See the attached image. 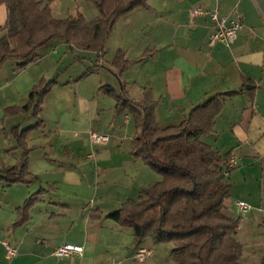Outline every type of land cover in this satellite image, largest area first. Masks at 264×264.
<instances>
[{
	"label": "crops",
	"instance_id": "crops-1",
	"mask_svg": "<svg viewBox=\"0 0 264 264\" xmlns=\"http://www.w3.org/2000/svg\"><path fill=\"white\" fill-rule=\"evenodd\" d=\"M43 1L55 18L82 14L91 21L98 16L97 8L86 0ZM147 3L149 8H136L115 22L99 62L95 63V52H70L56 39L25 68L15 60L0 66V169L16 165L23 156L11 130L35 124L25 114L5 115V109L25 105L41 79H56L38 113L43 126L25 137L30 149L28 171L37 180L10 186L0 182V264H151L154 260L159 245L148 247L150 238L134 245L132 229L107 218L162 179L132 155L136 144L132 115L127 110L116 114L115 100L100 91L103 85L119 90V80L111 71L117 51L128 61H137L120 74L126 94L136 102H154L161 127L180 124L193 107L221 94L213 131L201 141L220 155L236 158L226 177L231 184L227 211L240 215L237 201L264 208V0ZM197 6L205 12L218 10L229 21L235 13L241 15L243 27L230 46L209 44L212 23L206 13L192 15ZM6 14L1 4L0 27ZM87 69L91 71L81 77ZM91 132L105 134L107 140L91 143ZM39 189L46 190L30 208L28 220L13 227L17 209ZM244 224L257 236L263 235L264 213L257 209L245 213L237 236ZM1 242L9 243L16 254L7 258ZM242 243V260L248 262V251L255 252ZM67 244L80 245L83 252L56 257L55 249ZM141 248L151 254L139 262L136 252ZM263 250L257 252V261Z\"/></svg>",
	"mask_w": 264,
	"mask_h": 264
},
{
	"label": "trees",
	"instance_id": "trees-1",
	"mask_svg": "<svg viewBox=\"0 0 264 264\" xmlns=\"http://www.w3.org/2000/svg\"><path fill=\"white\" fill-rule=\"evenodd\" d=\"M98 11L88 21L82 14L55 18L43 0H0L6 7V21L0 31V66L9 60L25 68L39 55V51L53 40H62L67 50L96 53V62L103 59L106 38L115 22L136 8H149L147 0H86ZM133 62L117 51L112 66L118 78L119 90L109 85L100 91L115 100V113L127 110L136 128L132 155L161 176V181L140 191L137 200H126L119 209L107 215L121 226L133 231V244L145 238L154 244L170 243L174 264H245L244 245L237 237L240 215L227 211L226 200L231 184L225 175L229 153L220 155L201 137L213 131L214 120L221 111V94L213 95L196 105L180 124L161 127L156 122L154 102H136L126 94L120 74ZM87 69L81 76L87 75ZM56 79H41L29 93L25 105L10 106L5 115L25 114L35 119L31 127L11 130L23 156L13 166L2 165L0 182L5 186L29 184L37 180L29 173L25 137L30 130L43 126L38 117L45 96ZM1 163V161H0ZM49 188V187H48ZM47 188V189H48ZM46 189H39L17 209L13 227L21 226L29 218L30 208ZM260 212V211H259ZM257 264H264V250Z\"/></svg>",
	"mask_w": 264,
	"mask_h": 264
},
{
	"label": "built area",
	"instance_id": "built-area-1",
	"mask_svg": "<svg viewBox=\"0 0 264 264\" xmlns=\"http://www.w3.org/2000/svg\"><path fill=\"white\" fill-rule=\"evenodd\" d=\"M208 14L212 23L213 32L209 35V44L213 45L216 42H221L227 46H230L236 39L238 32L242 29V17L240 14L235 13V16L232 20H228L224 16H220L218 10H212L205 12L202 7L197 6L193 8L192 15L198 16L202 14ZM107 140V135L98 134L96 132L90 133L91 143H99ZM236 164V158L230 157L227 161V167L224 170L225 175L229 174L228 169L233 168ZM237 210L241 215L251 211L252 209H257L260 212L264 213V208L260 206H253L252 204L246 201H237L236 202ZM5 248V254L7 258H11L16 254V250L7 242H1ZM83 252V247L80 245L67 244L60 246L55 249L54 255L56 257H71L74 254H81ZM151 252L147 249L141 248L136 252V259L139 262L144 261Z\"/></svg>",
	"mask_w": 264,
	"mask_h": 264
},
{
	"label": "rangeland",
	"instance_id": "rangeland-1",
	"mask_svg": "<svg viewBox=\"0 0 264 264\" xmlns=\"http://www.w3.org/2000/svg\"><path fill=\"white\" fill-rule=\"evenodd\" d=\"M93 62L94 61H92L91 63H93ZM66 76L67 75H65V77ZM98 134H100V133H98ZM263 231H264V229H263ZM256 233H257L256 230H253L248 224H244L243 227L241 228V231L239 232V235L237 236L239 240H242V242H245L249 245V246H247L248 249H253L252 251H254L256 253V254L252 253L249 250L248 251L249 261L244 262L245 264H257L258 261L256 258L259 257V255H258L259 253H257V252L261 251L264 248V234L263 235L260 234V236H257ZM256 239H259V240H257L255 242ZM252 241H254V242H252ZM260 241H261V243H260ZM155 245H159L161 248H158L159 246L155 247L153 242L151 243V245L148 246V247L151 246L152 248L155 247L156 249H158V251H156L155 258L151 262V264H174L172 257L170 255L172 245L170 243H160V244H155ZM148 260H149V258H148Z\"/></svg>",
	"mask_w": 264,
	"mask_h": 264
}]
</instances>
